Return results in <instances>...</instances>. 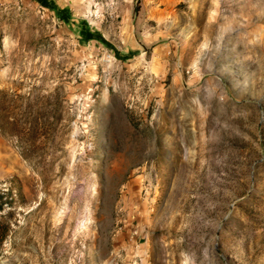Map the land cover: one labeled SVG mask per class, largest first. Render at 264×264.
Instances as JSON below:
<instances>
[{"label": "rangeland", "instance_id": "374dc122", "mask_svg": "<svg viewBox=\"0 0 264 264\" xmlns=\"http://www.w3.org/2000/svg\"><path fill=\"white\" fill-rule=\"evenodd\" d=\"M55 1L0 0V99L55 131H0V264H264V0Z\"/></svg>", "mask_w": 264, "mask_h": 264}, {"label": "trees", "instance_id": "16d2710c", "mask_svg": "<svg viewBox=\"0 0 264 264\" xmlns=\"http://www.w3.org/2000/svg\"><path fill=\"white\" fill-rule=\"evenodd\" d=\"M33 1L40 4L45 9H50L55 12L58 16V19L62 22L66 24L70 23L71 16L69 9L61 8L55 0ZM76 32L80 39L86 42L97 41L106 48L115 51V56L117 59L123 60V58H121V54L113 48V46L103 37L100 32L94 30L92 25H90L87 20L82 18L77 19ZM7 103L8 102L0 99V131L5 136L18 137L20 140V147L22 149V151L20 150L21 156L24 159H30L31 156L27 154L28 152H30V147L32 146L30 143H36L37 140H41L42 142H51L54 138L55 131L50 127L46 128L47 126L41 128V126H43L44 124H48V122L45 121V118L47 117H39L38 119H34L32 121L31 118L28 117L29 114H24V112H22L23 115H16L15 117H13L6 111V109L8 108ZM7 204L8 202L5 198V195L0 192V212L4 211V208Z\"/></svg>", "mask_w": 264, "mask_h": 264}]
</instances>
